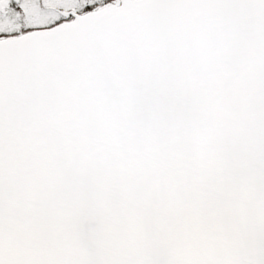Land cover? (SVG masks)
Returning <instances> with one entry per match:
<instances>
[{"label":"snow or ice","instance_id":"1","mask_svg":"<svg viewBox=\"0 0 264 264\" xmlns=\"http://www.w3.org/2000/svg\"><path fill=\"white\" fill-rule=\"evenodd\" d=\"M0 264H264V0H0Z\"/></svg>","mask_w":264,"mask_h":264}]
</instances>
